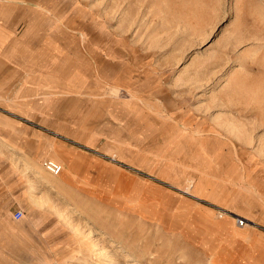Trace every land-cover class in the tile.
<instances>
[{
	"label": "rangeland",
	"instance_id": "rangeland-1",
	"mask_svg": "<svg viewBox=\"0 0 264 264\" xmlns=\"http://www.w3.org/2000/svg\"><path fill=\"white\" fill-rule=\"evenodd\" d=\"M0 81V264H264V0H0Z\"/></svg>",
	"mask_w": 264,
	"mask_h": 264
},
{
	"label": "crops",
	"instance_id": "crops-1",
	"mask_svg": "<svg viewBox=\"0 0 264 264\" xmlns=\"http://www.w3.org/2000/svg\"><path fill=\"white\" fill-rule=\"evenodd\" d=\"M0 83H2L3 85H4V82L3 81H0ZM3 97H7L8 98V100H10V98H9V96L7 95V94H5V95H3L2 96V98ZM0 99H1V97H0ZM0 124H2V118H1V116H0ZM49 148V147H48ZM48 151L47 153H50V152H54L55 153V156H51V154H49V156H51L50 158H53V159H55L56 161H63V158H61L59 155H58V153L56 152V150H55V148L53 149V148H49V149H44V151ZM67 159H71V158H67ZM38 160V159H37ZM47 161H54V160H46L45 162H47ZM56 161H54V162H56ZM45 162H44V164H45ZM69 162V161H68ZM56 163H58V162H56ZM61 163V162H60ZM60 163H58V164H60ZM62 164V163H61ZM60 164V165H61ZM63 165H64V167H63V171L59 174V175H62V180L67 184V187H66V191H68V190H71V189H74V188H76V186H75V182H74V180L72 179V176L74 175V168L72 167V166H70L69 164H67V163H65L64 164V162H63ZM71 165H72V163H71ZM45 168V167H44ZM67 170H69L70 172H71V174H69V173H67L66 171ZM50 174V173H49ZM52 175V174H51ZM59 175H57V176H59ZM53 176H55V175H53ZM16 205V202H14V203H12L11 205H10V207H14ZM19 211H22L21 209H18V210H16L15 211V214H14V218H15V220L16 221H21L22 219H23V217H24V212H23V217L21 218V219H16V217H15V215H16V213L17 212H19ZM4 264H8V262L7 263H4Z\"/></svg>",
	"mask_w": 264,
	"mask_h": 264
},
{
	"label": "built area",
	"instance_id": "built-area-1",
	"mask_svg": "<svg viewBox=\"0 0 264 264\" xmlns=\"http://www.w3.org/2000/svg\"><path fill=\"white\" fill-rule=\"evenodd\" d=\"M44 167L48 173L55 176L59 175L63 171V167L54 161L45 162ZM15 217L16 219H21L23 217V212L22 211L17 212Z\"/></svg>",
	"mask_w": 264,
	"mask_h": 264
},
{
	"label": "bare ground",
	"instance_id": "bare-ground-1",
	"mask_svg": "<svg viewBox=\"0 0 264 264\" xmlns=\"http://www.w3.org/2000/svg\"><path fill=\"white\" fill-rule=\"evenodd\" d=\"M44 174H45V170H39V172H37V175L40 176L41 178H45Z\"/></svg>",
	"mask_w": 264,
	"mask_h": 264
}]
</instances>
